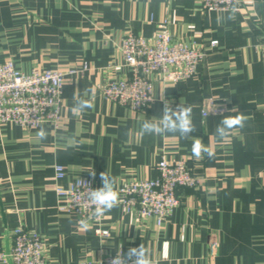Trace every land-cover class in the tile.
Segmentation results:
<instances>
[{"label":"crops","instance_id":"obj_1","mask_svg":"<svg viewBox=\"0 0 264 264\" xmlns=\"http://www.w3.org/2000/svg\"><path fill=\"white\" fill-rule=\"evenodd\" d=\"M164 21L175 39L206 53L196 73L176 83L153 75L154 101L142 112L105 99L99 86L128 75L123 37L150 38ZM263 39L264 0L239 13L205 11L200 0H0V64L66 74L57 128L0 125V251L10 252L22 227L42 237L46 264H82L140 244L153 264H264ZM81 98L94 107L75 115ZM165 101L191 107V135L213 150L212 158L196 159L193 140L178 134L139 135L142 121L161 116ZM210 104L224 112L203 117ZM240 114L248 117L244 127L221 141L215 132L223 116ZM41 128L44 140L36 136ZM161 159L184 160L198 183L178 190L179 206L160 225L119 205L101 223L86 225L59 208L58 185L88 179L99 188L106 171L118 191L156 179ZM210 239L219 244L214 257Z\"/></svg>","mask_w":264,"mask_h":264},{"label":"built area","instance_id":"obj_2","mask_svg":"<svg viewBox=\"0 0 264 264\" xmlns=\"http://www.w3.org/2000/svg\"><path fill=\"white\" fill-rule=\"evenodd\" d=\"M203 10L209 12L239 13L252 6L255 0H200ZM217 41L211 42L215 47ZM264 50V39L260 45ZM120 50L128 75L120 80L99 86L102 96L122 107L135 112L147 110L154 101L152 76L158 74L164 82H180L191 78L198 64L205 56L200 48L189 46L175 39L164 21L158 25L152 37L146 38L130 32L121 42ZM121 67H116L119 70ZM69 73H74L69 72ZM66 74L57 70H32L23 72L13 61L0 64V125L12 123L27 129H36L44 124L57 128L61 120V101ZM203 117L220 114L224 108L210 104ZM154 180H138L125 183L119 188L118 205L126 213L142 218H155L162 224L171 217L179 206L180 188H194L198 179L184 160L169 162L161 159ZM65 177L64 167L55 166L56 180ZM91 188H96L88 179H77L69 187L56 186L58 197L63 199L60 210L75 213L83 223H101L102 217L92 215L94 206L87 199ZM96 233L107 236L108 231L101 228ZM216 239L209 241V254L218 253ZM165 249L167 250V244ZM123 250L100 258L85 260L82 264H111ZM167 256V251L164 252ZM2 264H46L42 237L22 227L14 230L10 252L0 251Z\"/></svg>","mask_w":264,"mask_h":264},{"label":"clouds","instance_id":"obj_3","mask_svg":"<svg viewBox=\"0 0 264 264\" xmlns=\"http://www.w3.org/2000/svg\"><path fill=\"white\" fill-rule=\"evenodd\" d=\"M94 105L89 99H78L72 107V112L75 115L82 114L85 110L93 108ZM248 117L243 114L237 116H223L220 123L216 126V136L222 141L226 139L233 130L243 128ZM196 130L192 121L191 107L184 106L182 102L173 109L169 102H164L162 115L159 117L153 116L151 119H145L140 125L139 135H155L164 136L166 134H178L184 139H192V154L196 159H202L204 154L208 158L214 156V152L210 147L204 146L199 138H193L192 133ZM36 136L39 140L47 138V132L41 128ZM70 144L75 146L76 142L71 141ZM95 178V171H89ZM102 186L99 188H91L87 194V199L94 211V217H102L110 212L114 207L118 206L119 198L115 187L114 178L110 177L106 171L100 173ZM111 264H153L151 255L144 244L138 247H131L126 254L116 256Z\"/></svg>","mask_w":264,"mask_h":264}]
</instances>
